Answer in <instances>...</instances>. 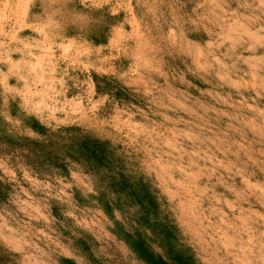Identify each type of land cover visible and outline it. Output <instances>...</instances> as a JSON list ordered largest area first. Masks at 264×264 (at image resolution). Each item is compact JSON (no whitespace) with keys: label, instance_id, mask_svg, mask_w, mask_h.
<instances>
[{"label":"rangeland","instance_id":"1","mask_svg":"<svg viewBox=\"0 0 264 264\" xmlns=\"http://www.w3.org/2000/svg\"><path fill=\"white\" fill-rule=\"evenodd\" d=\"M136 241L264 264V0H0V264Z\"/></svg>","mask_w":264,"mask_h":264},{"label":"trees","instance_id":"2","mask_svg":"<svg viewBox=\"0 0 264 264\" xmlns=\"http://www.w3.org/2000/svg\"><path fill=\"white\" fill-rule=\"evenodd\" d=\"M83 154H85L84 156L86 158H89V155H93L95 158H100V156L98 155V153L96 152V150H94L93 148H91V146L87 145L86 143L83 144ZM92 157V156H90ZM125 190V192L127 194L130 193V188L128 189L127 187H123ZM126 188V189H125ZM140 200V204L144 207L145 201L142 197H140L139 195V199ZM135 247L136 249L141 253V256L149 263V264H169L166 260H164L162 257L160 256H156L153 253H151L150 251H148L147 249H145L143 243L141 241H136L135 242ZM175 260L177 261L178 264H186L183 261L182 256L177 255L175 256Z\"/></svg>","mask_w":264,"mask_h":264}]
</instances>
